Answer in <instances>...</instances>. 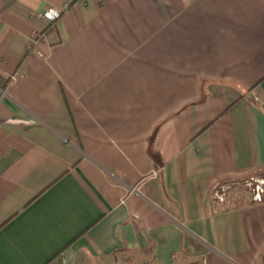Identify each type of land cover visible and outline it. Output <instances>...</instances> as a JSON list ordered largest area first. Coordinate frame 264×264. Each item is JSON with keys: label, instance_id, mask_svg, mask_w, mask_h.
I'll list each match as a JSON object with an SVG mask.
<instances>
[{"label": "crops", "instance_id": "1", "mask_svg": "<svg viewBox=\"0 0 264 264\" xmlns=\"http://www.w3.org/2000/svg\"><path fill=\"white\" fill-rule=\"evenodd\" d=\"M254 179L264 0H0V264H264Z\"/></svg>", "mask_w": 264, "mask_h": 264}, {"label": "built area", "instance_id": "2", "mask_svg": "<svg viewBox=\"0 0 264 264\" xmlns=\"http://www.w3.org/2000/svg\"><path fill=\"white\" fill-rule=\"evenodd\" d=\"M68 9V6L65 5L63 8H55V7H48L46 10L40 15L42 19L47 22V28L44 31L39 33H35L33 35V39L31 42H35L39 39H45L46 33L55 25L56 21L60 19L62 14ZM17 78V74H14L10 78V82H13ZM264 187L257 186L255 189L254 199L259 200V194L263 190Z\"/></svg>", "mask_w": 264, "mask_h": 264}, {"label": "rangeland", "instance_id": "3", "mask_svg": "<svg viewBox=\"0 0 264 264\" xmlns=\"http://www.w3.org/2000/svg\"><path fill=\"white\" fill-rule=\"evenodd\" d=\"M230 186L228 187L229 190L231 188H235L236 187V189H234V190H236V191H238L240 193L246 192L247 194H252L253 199H254L256 187L257 186L264 187V182H262V181H255V179H254V180L247 181V182H240L238 184H232V183H230ZM225 191H226V189H225ZM260 199L261 198H259V200ZM256 200H258V199H254V201H256Z\"/></svg>", "mask_w": 264, "mask_h": 264}]
</instances>
